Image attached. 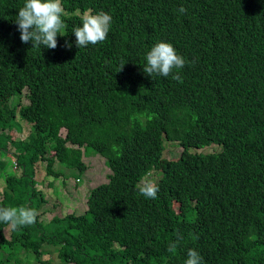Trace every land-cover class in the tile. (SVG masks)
I'll use <instances>...</instances> for the list:
<instances>
[{
	"label": "trees",
	"instance_id": "16d2710c",
	"mask_svg": "<svg viewBox=\"0 0 264 264\" xmlns=\"http://www.w3.org/2000/svg\"><path fill=\"white\" fill-rule=\"evenodd\" d=\"M61 2L66 35L53 50L21 42L24 0H0V149L19 168L3 176L0 206L42 212L38 160L45 174L59 175L56 163L80 173L82 156L97 153L109 171L80 213L0 224V264L16 246L47 264L43 242L61 264H184L190 248L203 264H264V0ZM101 11L112 17L107 39L78 48L72 30ZM161 40L186 60L174 70L181 81L143 72ZM15 116L29 123L23 138L10 129ZM166 141L176 157L163 156ZM148 173L156 199L136 188Z\"/></svg>",
	"mask_w": 264,
	"mask_h": 264
},
{
	"label": "clouds",
	"instance_id": "9594fccd",
	"mask_svg": "<svg viewBox=\"0 0 264 264\" xmlns=\"http://www.w3.org/2000/svg\"><path fill=\"white\" fill-rule=\"evenodd\" d=\"M177 11L184 14L187 9L181 6ZM63 15L64 8L61 0H24L15 18L21 42L25 44L31 42L32 47L37 49H56L58 34L66 35L63 31L65 28ZM81 21V26L72 30L75 45L78 48L89 44H100L107 39L112 22V17L108 13L85 12L81 16ZM72 46V42L65 41V48L71 49ZM124 64L120 65L118 71L123 70ZM185 64L186 60L177 53L175 47L170 42L161 40L146 53L143 72L151 78L156 75L165 78L171 76L173 80L181 81L182 77L178 71L174 72V70L182 69ZM150 176L151 173H148L142 178L136 188L141 196L156 199L159 187L149 178ZM37 216V210L32 207L0 206V224L7 225L13 230L33 225L36 223ZM182 239V234L177 233V241L172 242L167 251L174 253L178 242ZM184 264H203V258L197 250L190 248L187 250Z\"/></svg>",
	"mask_w": 264,
	"mask_h": 264
},
{
	"label": "rangeland",
	"instance_id": "374dc122",
	"mask_svg": "<svg viewBox=\"0 0 264 264\" xmlns=\"http://www.w3.org/2000/svg\"><path fill=\"white\" fill-rule=\"evenodd\" d=\"M24 89L19 96V102L25 103L27 99L24 96ZM17 96L9 98V104L14 101ZM12 126L10 129L13 132L15 138H23L28 132V122L15 116L11 121ZM7 129H5L6 131ZM61 135L64 133V128L59 129ZM175 142L166 141L163 148V156L167 158L176 157L179 153L180 147L174 144ZM69 144V143H67ZM216 145H209L207 148L200 150H216ZM82 161L86 164L85 169L82 172H78L76 169L67 167L64 164L56 163L51 165V169L54 168L59 172V175H53L51 173L45 174V162L38 160L34 164V172L36 174V181L38 183V189L42 192L43 197L46 199L43 204L42 212L38 211V219L43 223L52 214L61 215L65 212L80 213L85 209L84 203L85 193L90 187L99 182L106 180L105 175L109 171L107 166L103 162V157L97 153H90L82 156ZM0 188L4 184V177L6 174H18L19 168L13 167V159L10 153L0 149ZM18 169V170H17ZM35 175V174H34ZM77 177V178H76ZM150 178V177H149ZM151 179V178H150ZM47 182H50L47 183ZM1 196V195H0ZM5 236H8V227L4 229ZM42 243V249L45 254L41 255L42 259H47V264H61L60 260L56 257V248L53 244ZM15 247L11 253V257L3 261L1 264H38L34 260L33 254L24 248L22 250ZM5 254H8V250H3ZM3 255V253H2ZM65 264H73L67 262Z\"/></svg>",
	"mask_w": 264,
	"mask_h": 264
},
{
	"label": "bare ground",
	"instance_id": "6f19581e",
	"mask_svg": "<svg viewBox=\"0 0 264 264\" xmlns=\"http://www.w3.org/2000/svg\"><path fill=\"white\" fill-rule=\"evenodd\" d=\"M253 54V53H252Z\"/></svg>",
	"mask_w": 264,
	"mask_h": 264
},
{
	"label": "crops",
	"instance_id": "0c3cea01",
	"mask_svg": "<svg viewBox=\"0 0 264 264\" xmlns=\"http://www.w3.org/2000/svg\"><path fill=\"white\" fill-rule=\"evenodd\" d=\"M85 199V198H84Z\"/></svg>",
	"mask_w": 264,
	"mask_h": 264
}]
</instances>
